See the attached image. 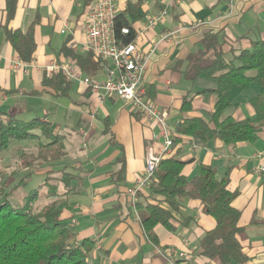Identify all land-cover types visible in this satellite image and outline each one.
Returning a JSON list of instances; mask_svg holds the SVG:
<instances>
[{
    "label": "crops",
    "instance_id": "obj_1",
    "mask_svg": "<svg viewBox=\"0 0 264 264\" xmlns=\"http://www.w3.org/2000/svg\"><path fill=\"white\" fill-rule=\"evenodd\" d=\"M136 1L115 0L118 14ZM229 3V0H142L145 15L132 24L137 45L149 54L143 78L147 96L169 109L167 123L173 128L174 137L183 118L195 116L208 121L214 110L215 95L203 90L215 89L217 82L205 74L195 79L187 74L195 64L192 55L203 48L205 32L212 29L219 33L227 60L264 39V0H237L232 8ZM161 9L168 10L165 20L147 28L146 15ZM84 15L83 0H18L7 25L23 32L34 27L37 44L32 61L25 62L7 38L6 0H0V121L11 115L25 122L40 119L51 123L53 133H57L48 116V104L53 105L61 96L77 95L71 107L81 112L79 125L81 121L87 125L79 130L84 151L74 149L63 138L66 135L60 133L65 154L43 160L45 166H31L29 172L45 176L43 191L56 181L59 192L64 193L60 197L61 217L70 222L76 234L75 242L84 238L93 241L90 264H219L199 250L201 238L216 226L215 218L204 212L200 200L179 198L180 210L173 212L175 230L157 225L158 243H154L142 226V218L147 204L158 202V197L151 193L150 187L142 189L136 199L127 194L145 169L148 145L157 149L162 145V138L158 137L160 126L145 121L121 97H102L81 80L67 79L72 82L67 95H59L54 88L45 86V79L57 75L48 76L45 66L70 59L64 54L65 47L79 54L88 53L82 49L86 40ZM170 31L175 34L162 39ZM211 58L212 53L203 62ZM107 64L108 60H102V67L95 75L83 73L104 80ZM255 84L248 89L232 88L227 115L238 120L255 116L249 102L260 91L259 84L258 87ZM185 98L191 99L187 109L182 108ZM39 113L47 116L40 118ZM23 114L32 118L22 119ZM38 145L39 141L37 149ZM7 151L1 152L3 160ZM20 151L19 158L23 159L27 153ZM169 154L187 162L183 173L190 178L199 173L202 165L213 166L220 179L228 172L229 189L239 191L233 205L241 210L240 225L247 227V238L242 244L249 259L241 264H264V174L257 171L264 160V128L256 141L236 146L219 139L204 141L197 136H186ZM37 155L38 150L32 157ZM4 165L10 164L5 161ZM26 172L24 168L12 181ZM65 172L76 175L72 191L62 182ZM30 178L27 176L25 181ZM161 205L168 207L165 202ZM182 251L187 253L183 258L178 256Z\"/></svg>",
    "mask_w": 264,
    "mask_h": 264
},
{
    "label": "trees",
    "instance_id": "obj_2",
    "mask_svg": "<svg viewBox=\"0 0 264 264\" xmlns=\"http://www.w3.org/2000/svg\"><path fill=\"white\" fill-rule=\"evenodd\" d=\"M17 1L6 0L7 38L20 58L31 62L37 48L34 27L23 32L12 30L7 25L15 14ZM92 2L83 0L85 10ZM144 15L142 0L129 3L116 17L117 38L125 43L135 40L136 31L132 24ZM123 26H129L130 33L122 34ZM202 45L203 48L192 55L195 64L187 74L191 79L205 74L217 82L215 89L203 90L215 95L214 110L208 121L195 116L183 118L177 124L173 148L186 136H197L204 141L219 139L229 146L256 141L264 128V39L255 41L251 48L234 53L231 60L225 58L224 42L219 33L212 29L205 32ZM63 50L82 71L90 75H95L102 67L104 59L96 57L92 51L79 54L67 47ZM210 53L211 60L204 63L203 59ZM252 83L260 87L259 93L249 99L255 109V116L238 120L232 115H226L227 108L231 106L232 88L239 86L248 89ZM44 84L54 88L59 95H67L72 82L59 73L45 79ZM190 104L191 99L185 98L182 108L187 109ZM62 136L53 133L51 123L40 119L25 122L11 115L6 121H0V150L9 149L14 141L38 140L36 160L63 156L66 146ZM186 163L176 154H166L156 169L150 190L158 197V202L148 203L142 218V226L148 237L158 243L155 227L159 224L175 230L173 212L180 210L178 199L187 196L200 200L204 212L216 220V226L206 231L199 242L200 253L219 264L247 262L249 255L242 244L247 238V227L240 225L241 210L233 205L239 191L229 189L228 172L220 179L213 166L202 165L199 173L190 178L183 173ZM21 166L28 172L19 180L15 179L17 183L13 189L22 185L30 174L32 163L26 158L21 161ZM75 178L76 175L72 173H64L62 182L68 191L73 190L71 185ZM8 180L9 177H3L0 181V264H90L94 243L90 238L74 241L75 231L70 222L61 217L63 204L60 197L64 193L59 192L58 185L49 183L43 191L46 184L43 182L26 196L25 202L17 204L9 199L13 189H5L12 185ZM41 194L46 198V203L36 210L34 206ZM162 202L167 203L168 207L162 206ZM185 219L187 221L189 218Z\"/></svg>",
    "mask_w": 264,
    "mask_h": 264
},
{
    "label": "built area",
    "instance_id": "obj_3",
    "mask_svg": "<svg viewBox=\"0 0 264 264\" xmlns=\"http://www.w3.org/2000/svg\"><path fill=\"white\" fill-rule=\"evenodd\" d=\"M235 1L237 0H229L231 8ZM167 14V9L147 14V28H153L162 23ZM117 15L118 8L115 0H93L85 10L86 40L82 44V49L92 51L96 57L109 61L104 80L84 75L82 69L71 59L61 63L54 61L45 66V71L48 76L61 73L69 80H81L94 91L101 93L102 97H121L145 121L160 126L158 137L162 138L161 147L157 149L153 145H148L145 169L127 190V194L136 199L142 189L150 187L162 158L171 152L174 130L167 123L169 109L158 105L147 96V88L143 78L149 61V54L141 50L135 40L125 43L117 38L115 31ZM130 31L129 26L121 28L122 34H128ZM174 34L175 31L167 32L162 36V39H169ZM21 65L23 66V63ZM257 171L260 175L264 174V160L258 166ZM186 255L187 253L184 251L178 253L181 258Z\"/></svg>",
    "mask_w": 264,
    "mask_h": 264
},
{
    "label": "rangeland",
    "instance_id": "obj_4",
    "mask_svg": "<svg viewBox=\"0 0 264 264\" xmlns=\"http://www.w3.org/2000/svg\"><path fill=\"white\" fill-rule=\"evenodd\" d=\"M256 87H258V84H255ZM77 95L76 94H70L69 96H61L58 99H55L56 101L54 104H48L50 109H48V116L49 119L54 122L55 131L57 133H63L66 136L63 138H66V140L70 141L72 144V147L74 149H77L79 152H83V143H82V136L79 133L80 126L85 128L87 125L84 121H81V124L79 125L78 121L81 119V112L78 108L71 107L72 103L76 102ZM62 106V107H61ZM45 107V105H44ZM42 111V110H41ZM229 113L228 111L225 112L227 115ZM47 114V113H46ZM28 114H23L21 116L22 119L30 120ZM47 115L45 113H39L40 118H44ZM45 119V118H44ZM21 144L11 145L9 148V151H7V157L3 160L2 158V150H0V181L3 177H9L8 182L12 181L14 177L16 178L21 171L24 170L21 166V161L23 159H30L32 163V167L38 168L45 166V163H43V160H36L35 156L32 157V154L35 155L36 151L38 150L36 147V144H38V141L35 140H24V141H17ZM22 143H29L30 145H24ZM35 144V146H34ZM24 150L27 154L23 159H20L21 151ZM9 155V156H8ZM9 162V166H5L4 163ZM28 177H31L29 181L22 182V185L14 188L13 186L17 183H15V180L10 182L12 185L5 188L6 190L13 189V193L10 195V200L13 203L21 204L25 202L26 196L35 188H37L42 182L45 180V176H36L35 174L30 173ZM18 180L20 177L17 178ZM16 179V180H17ZM53 184H56V181H52ZM47 192V191H46ZM42 195V194H41ZM48 201V200H47ZM46 203V198L42 195L39 200L35 203L34 209L37 210V208H40L43 206V204Z\"/></svg>",
    "mask_w": 264,
    "mask_h": 264
}]
</instances>
